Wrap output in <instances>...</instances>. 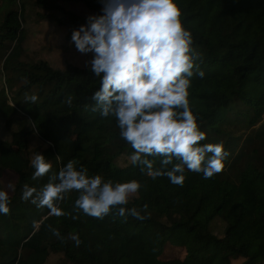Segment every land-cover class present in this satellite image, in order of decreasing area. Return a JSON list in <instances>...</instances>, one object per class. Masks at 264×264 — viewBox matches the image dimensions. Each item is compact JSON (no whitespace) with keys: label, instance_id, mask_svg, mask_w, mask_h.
<instances>
[{"label":"trees","instance_id":"1","mask_svg":"<svg viewBox=\"0 0 264 264\" xmlns=\"http://www.w3.org/2000/svg\"><path fill=\"white\" fill-rule=\"evenodd\" d=\"M176 3L204 72L192 77L188 97L205 132L201 143H222L229 153L222 170L209 179L186 170L182 186L164 176L152 179L131 163L118 165L132 149L119 137L113 117L91 112L99 85L85 67L67 64L61 70L23 57L4 64L17 45L24 50L29 5L38 20L72 31L87 16L99 15L101 4L0 0V119L10 134L0 139V180L6 171L17 175L9 212L0 215V264H46L52 253L62 254L64 264H264V0ZM70 4L81 5L86 16ZM26 94H35L37 101H24ZM247 131L251 134L239 149ZM34 134L48 144L37 153L52 164L37 179L30 164ZM69 160L90 175L138 180L141 188L125 207L146 204V218L125 219L112 212L103 219L86 216L73 209L75 191L60 201L61 216H49L47 208L21 199L25 183L40 188ZM217 217L224 225L221 236L211 229ZM71 234L79 236L78 246ZM168 245L185 249V259H162Z\"/></svg>","mask_w":264,"mask_h":264},{"label":"clouds","instance_id":"2","mask_svg":"<svg viewBox=\"0 0 264 264\" xmlns=\"http://www.w3.org/2000/svg\"><path fill=\"white\" fill-rule=\"evenodd\" d=\"M99 3L100 14L87 16L70 35V44L78 53L90 54L84 66L98 78L91 112L115 119L119 137L132 149L128 156L131 164L152 179L164 176L171 184L182 186L186 170L202 174L204 179L219 173L229 153L222 143H201L205 132L198 126L188 97L192 77H203L204 72L176 0ZM37 99L35 94H26L24 101L34 104ZM157 158L158 167L154 166ZM30 164L32 179L43 177L52 168L37 152ZM6 188L0 187V215L9 212L13 183L9 181ZM140 188L136 179L119 182L90 175L85 167L77 168L69 160L40 188L25 183L21 199L47 208L49 216H61L65 213L60 201L75 191L74 211L98 219L112 212L125 219L143 220L146 204L140 209L125 207ZM49 230L63 240L57 229L49 226ZM69 239L77 246L81 242L77 234Z\"/></svg>","mask_w":264,"mask_h":264},{"label":"rangeland","instance_id":"3","mask_svg":"<svg viewBox=\"0 0 264 264\" xmlns=\"http://www.w3.org/2000/svg\"><path fill=\"white\" fill-rule=\"evenodd\" d=\"M94 3H99V0H92ZM68 7L80 15L86 16L81 5L70 4ZM33 6L29 5L26 13L25 30L27 34V39L23 45V52L21 46L17 45L7 56L4 64L11 65L17 60H22L27 62H37L44 60L50 63L56 69H65L67 64L76 65L79 67H85V61L90 59L89 55H81L78 53L74 46L70 44L71 31L65 27H57L51 22L40 21L36 17V11L32 9ZM0 75V84H1ZM3 83V82H2ZM11 93L9 97L11 98ZM16 128V127H14ZM236 131V130H234ZM250 131L242 134L243 138L238 142L239 149L245 147L243 140L249 136ZM237 137L241 136V132L236 134ZM10 134L8 131L4 130L3 120L0 119V139H8ZM48 148V144L43 142L37 135H32L31 137V157L37 151L43 152ZM131 161L128 157H121L118 160V165L126 166L129 165ZM11 181L15 185L17 181V175L12 172L6 171L0 180L5 189L8 182ZM13 190H9V197L12 196ZM135 194L129 197L132 199ZM211 229L214 234L221 236L223 234V221L217 217L211 222ZM186 251L176 245H168L162 255V259H185ZM46 264H64V256L62 254H51L47 260Z\"/></svg>","mask_w":264,"mask_h":264}]
</instances>
